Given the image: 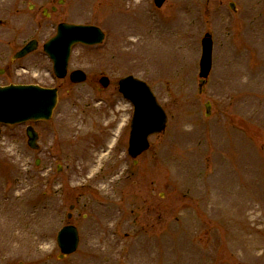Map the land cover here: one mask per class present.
I'll list each match as a JSON object with an SVG mask.
<instances>
[{
	"label": "rangeland",
	"instance_id": "rangeland-1",
	"mask_svg": "<svg viewBox=\"0 0 264 264\" xmlns=\"http://www.w3.org/2000/svg\"><path fill=\"white\" fill-rule=\"evenodd\" d=\"M30 4L42 9V46L61 23L99 27L106 39L73 48L69 72L85 71V85L56 80L42 55L40 84L59 95L51 120L33 124L39 150L24 145L23 128L2 133L0 264H264V0L159 9L153 0H26L27 17ZM174 25L168 46L144 34L170 35ZM207 33L213 67L199 94ZM158 47L178 56L155 57ZM129 75L168 116L137 164L127 153L133 109L118 91ZM72 205L80 245L60 261L57 235Z\"/></svg>",
	"mask_w": 264,
	"mask_h": 264
},
{
	"label": "water",
	"instance_id": "water-1",
	"mask_svg": "<svg viewBox=\"0 0 264 264\" xmlns=\"http://www.w3.org/2000/svg\"><path fill=\"white\" fill-rule=\"evenodd\" d=\"M164 2L165 0H155L158 7H161ZM231 7L234 8L233 5ZM103 39V33L96 27L62 24L58 28L57 37L45 45V51L53 59L57 76L64 78L67 74V63L72 45L76 43L96 45L102 43ZM212 48L211 36L207 34L202 41L200 88L206 84L211 71ZM32 50L33 47L28 45L19 57L25 56ZM85 80L86 75L82 71H74L71 74V81L74 83H83ZM100 83L103 87H107L109 80L104 77ZM120 92L135 107L129 153L136 158L148 149L149 136L161 133L165 129L167 117L150 88L144 82L128 77L120 82ZM56 102L57 90L55 89L37 87L2 88L0 89V123L15 124L31 120H50ZM206 107L209 114V104ZM27 136L29 146L32 149H38V137L31 127L27 129ZM58 244L63 254L61 257L75 252L78 246L76 228L72 226L63 228L58 235Z\"/></svg>",
	"mask_w": 264,
	"mask_h": 264
},
{
	"label": "flooded vegetation",
	"instance_id": "flooded-vegetation-1",
	"mask_svg": "<svg viewBox=\"0 0 264 264\" xmlns=\"http://www.w3.org/2000/svg\"><path fill=\"white\" fill-rule=\"evenodd\" d=\"M6 1L8 2V0ZM9 1L11 3H9L7 7L0 8V11L2 12L0 13V15L4 16V20L0 21V27H6L5 30H2L0 32V88H5L9 86L42 87V85L40 84V77L42 74L41 66L43 58V51L41 49L42 45L40 39L42 9H38L36 5H28L27 17L26 0ZM26 17L29 19V26L28 24H24L25 21H22ZM28 27H30V33L25 32ZM29 43L31 44V46H34V50L23 57H18L22 50L25 49V47ZM100 76L103 77L106 75ZM101 77L99 78V82ZM87 80L88 75L86 78V82ZM29 125H31L35 129V132L37 133L40 139V133L36 130L35 125L28 123L15 126L0 125V139L3 135V131L6 129L16 130L23 128V132L26 135V128ZM112 129L113 126H110L109 124L106 132H111ZM109 139L110 136H105V145H108ZM27 141V138L23 141L24 145H27ZM74 206L75 211L76 205ZM71 219H73V216Z\"/></svg>",
	"mask_w": 264,
	"mask_h": 264
},
{
	"label": "bare ground",
	"instance_id": "bare-ground-1",
	"mask_svg": "<svg viewBox=\"0 0 264 264\" xmlns=\"http://www.w3.org/2000/svg\"><path fill=\"white\" fill-rule=\"evenodd\" d=\"M121 23H119V28H121V27H123L124 25H126L128 22H125V21H123V20H119ZM148 21V20H147ZM122 22H124V23H122ZM147 25H148V23H147ZM146 25V26H147ZM149 27V26H148ZM178 30V25H174L173 27H172V33H170V35H168V34H164V32L165 31H163V30H161V29H158V28H155L154 27V30H153V33L151 34V33H149V30H147L146 29V32L144 33V34H149V35H151L150 37H151V39H152V41L154 42V43H157V42H160L159 40H158V35L160 36V37H162L163 38V41L165 42V44L168 46L169 45V43H170V41L169 40H166V38L167 37H169V36H172L173 34L175 35V33H176V31ZM161 38V39H162ZM174 40H175V38H174ZM149 42H151V40H149ZM159 48V50H155V51H153V55L156 57H159V58H161V59H166L167 58V56L169 57V56H178L175 52H173V51H171V50H163L162 48H160V47H158ZM171 48V47H170Z\"/></svg>",
	"mask_w": 264,
	"mask_h": 264
}]
</instances>
